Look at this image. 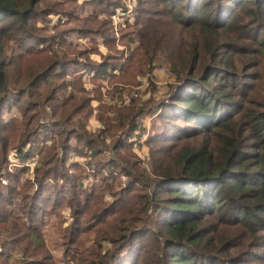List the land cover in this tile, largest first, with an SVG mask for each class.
Wrapping results in <instances>:
<instances>
[{
	"label": "trees",
	"instance_id": "16d2710c",
	"mask_svg": "<svg viewBox=\"0 0 264 264\" xmlns=\"http://www.w3.org/2000/svg\"><path fill=\"white\" fill-rule=\"evenodd\" d=\"M136 6L125 54L121 0H0L1 264H264V0ZM158 66L171 96L128 102ZM149 114L147 167L133 146ZM52 219L70 221L62 258Z\"/></svg>",
	"mask_w": 264,
	"mask_h": 264
},
{
	"label": "rangeland",
	"instance_id": "374dc122",
	"mask_svg": "<svg viewBox=\"0 0 264 264\" xmlns=\"http://www.w3.org/2000/svg\"><path fill=\"white\" fill-rule=\"evenodd\" d=\"M123 2V5L127 7L128 12L123 13V10L117 9V14L116 16H113L112 19V24H113V34L114 37L116 38V47H118V49L121 52H124L125 54L128 53V50L125 46L122 45V43L120 42L122 40V38H120L121 36V30L122 27H124L126 24V21H128L129 23H132L134 21V16H135V10H136V5L138 4V0H121ZM67 21V18L65 17V15H52L50 17V21L48 23H46V25L44 24H40V26L44 27L46 29V33L52 35L55 34V30L52 29L54 27V25H57L59 23L63 24ZM139 45L138 42L134 43L132 45L133 49ZM100 46V50L107 54L108 49L105 47V45L103 43L99 44ZM58 47V45H57ZM94 60H98L100 59V57L98 56H93ZM175 76L171 74V72H169L167 70L166 67L164 66H158L156 69H154L152 71V73H150L148 76L146 77H139L138 78V84L135 86V88L133 89V92L136 91V93L138 94H134L131 95L127 98V101L129 102L130 98H143L145 101L149 100L151 98V96L154 95V97L156 98V100L158 102H161L163 100H166V98L171 96L170 90L171 87L175 84ZM104 86L106 87V85L108 84L107 81L103 82ZM154 83L155 85V91L154 89L152 90V84ZM86 86L88 89H91L93 87L92 82H90L89 79H86ZM103 91H105V89H103ZM109 104H112L113 101H115V97H107L106 99ZM100 105V102H93V106H94V113L98 112L97 107ZM98 114V113H97ZM139 125H140V130L138 131L137 135H139V141L133 146L134 147V152L136 153V155H138V157L141 159V161L147 165L148 167V160H149V156H150V149L149 146H146L145 141L147 140V138H149L151 135L154 134V128L157 125V118L156 115L153 114H149L147 116H145L144 118H142L139 121ZM102 126V125H101ZM100 126V124L97 121L96 116L92 117L90 122H89V126L88 128L93 131L96 132L98 130V128H102ZM73 160L75 161H80L83 162V160L79 159L78 157H73ZM34 162L29 164V167H33L36 165L37 160H33ZM9 163L11 164L12 167L14 166H18V167H23L22 165H24V163L20 162L16 156L15 153L12 152L11 156L9 158ZM26 164V163H25ZM32 176H30L29 174L25 175V178H30ZM1 180V179H0ZM2 181L4 183L7 182V180H3ZM91 182V180H90ZM64 219H69V214L68 212L64 213ZM70 220V219H69ZM70 222V221H69ZM68 222V224L66 225H62L60 223H58L55 219H52L51 221V227L47 228L46 230V237L49 241V245L50 248H52V252L53 254H55L56 257L58 258H62V251L60 250V248L58 247V245H56V240H53L52 238H59V240L61 241V230L63 227H66L68 225H70V223ZM88 245H90V243H88ZM12 255L13 259L20 260L22 259V255L19 254L18 251L14 252ZM61 260V259H60ZM0 264H1V260H0ZM60 264H69V263H65V261H60Z\"/></svg>",
	"mask_w": 264,
	"mask_h": 264
},
{
	"label": "built area",
	"instance_id": "2783aa9c",
	"mask_svg": "<svg viewBox=\"0 0 264 264\" xmlns=\"http://www.w3.org/2000/svg\"><path fill=\"white\" fill-rule=\"evenodd\" d=\"M135 94H137V93H135ZM137 96H138V94H137ZM70 264V263H69Z\"/></svg>",
	"mask_w": 264,
	"mask_h": 264
}]
</instances>
